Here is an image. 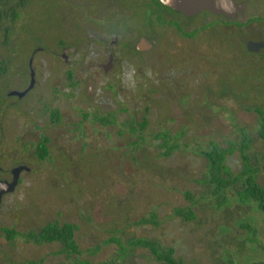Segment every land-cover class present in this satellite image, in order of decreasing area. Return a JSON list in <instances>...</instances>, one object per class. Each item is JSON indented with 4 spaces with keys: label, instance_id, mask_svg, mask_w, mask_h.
I'll return each mask as SVG.
<instances>
[{
    "label": "rangeland",
    "instance_id": "1",
    "mask_svg": "<svg viewBox=\"0 0 264 264\" xmlns=\"http://www.w3.org/2000/svg\"><path fill=\"white\" fill-rule=\"evenodd\" d=\"M18 1L0 0V95L23 87L18 78H29L30 56L38 46L44 50L33 63L34 101L0 105V124L24 137L11 151L26 165L0 212V264H165L136 246L138 240L173 248L176 260L189 264L263 263L264 213L240 201L241 183L215 192L205 152L218 144L238 174L243 161L236 146L245 129L251 166L264 186L256 112L264 110V50L251 53L245 43L252 30L264 40V13L242 15L230 29L220 23L201 50L169 31L161 57H126L118 79L96 81L109 98L102 109L87 99V80L72 87L67 65L53 53L59 41L69 46L83 30L72 23L83 24L79 14L87 3L26 0L18 9ZM14 11L21 17L13 22ZM56 106L63 118L52 125ZM144 120V130L131 129ZM163 132L171 136L167 147L158 137ZM43 135L50 138V154L39 160L34 154ZM48 223L75 224L82 254L69 257L59 243L9 240L1 230L29 232Z\"/></svg>",
    "mask_w": 264,
    "mask_h": 264
},
{
    "label": "flooded vegetation",
    "instance_id": "2",
    "mask_svg": "<svg viewBox=\"0 0 264 264\" xmlns=\"http://www.w3.org/2000/svg\"><path fill=\"white\" fill-rule=\"evenodd\" d=\"M84 1L87 3V6L81 9V13L79 14L85 18L83 24L72 23L74 29L77 27V29H82L83 27V30L79 31L69 46L59 41L56 45L57 49L52 51L56 57L67 65L69 69L68 80L73 84L72 87H76L78 80H87V99L95 107L102 109L108 108V106L104 105V101L109 98L105 89L97 88L96 81L99 79H118L121 73L118 66L121 65L126 57L132 60V58H143L154 52L155 55L157 53L161 57L163 55V48L166 47L165 42H169L165 40L168 37L167 33L169 31L179 39V42L185 45L187 43L190 45L196 44L197 48L199 46L198 49L201 50L200 44H203V41L208 36L207 34H211L213 28H217L220 23L222 27L230 29L235 26L237 21L239 22L238 19L242 15L264 13V0H232L238 6L244 7L237 12L236 18L223 14H215L210 10H201L197 14L188 16L165 4L162 0ZM75 15H78V13L75 12ZM84 24L91 28L90 32H88V28ZM255 31L259 32L258 30H252L247 40L251 33ZM208 41L214 43L216 40L213 41V38L211 40L210 37ZM43 50L44 48L41 46L34 49L29 58V78H24L22 76L26 75L21 74L18 81L23 84V87L10 89L5 94L0 95L1 106H4V108L6 106L13 107L24 100L31 99L34 101L36 96L33 92L36 90L37 79L33 63L36 54ZM262 50L264 49L258 52ZM31 60L34 69V82L32 87L29 88L32 81L30 72ZM156 60H158L157 57ZM11 99H14V103L16 104L11 102ZM4 111L6 112V109ZM55 111L60 113V121L63 118V112L60 107L56 106L52 108L50 113V123L52 125L59 123L52 120V112ZM2 112H0V116ZM103 123L106 124L107 121L104 120ZM9 128V125L3 126V123L0 124V182L11 183L15 175L18 177V180L13 191L2 195L0 212L3 207L4 198L13 193L21 184L22 173L26 169V165L21 163V161L19 162L20 158L12 155L11 151V145L21 142L24 137L20 131L15 135L14 133L17 132L13 133ZM15 131H17V127H15ZM44 136H40L36 143L38 144ZM45 137L49 139L50 143L49 136L46 135ZM36 151L37 148L34 156L38 159ZM4 229L1 227L2 231Z\"/></svg>",
    "mask_w": 264,
    "mask_h": 264
},
{
    "label": "trees",
    "instance_id": "3",
    "mask_svg": "<svg viewBox=\"0 0 264 264\" xmlns=\"http://www.w3.org/2000/svg\"><path fill=\"white\" fill-rule=\"evenodd\" d=\"M26 0H19L17 8L22 9L25 7ZM2 17V16H1ZM21 17L20 12L14 11L12 15V21L18 20ZM256 112L259 115V135L264 139V110L260 107L256 108ZM60 113L55 111L52 112V120L54 122H60ZM107 123L110 120H106ZM147 121L144 120L138 124V128H134L131 125L133 131H142L147 127ZM242 138L237 144L236 149L240 152L243 169L236 175L233 174L232 169L227 165L228 151L219 147L218 144L212 143L209 151L205 152L206 157L210 164V183L214 185L215 192L220 194L224 192L229 187L241 183V189L238 192V197L241 202H254L258 209L264 213V186H262L257 180L258 170L251 166V158L249 155V149L251 147L252 139L245 129L241 130ZM159 140H163L166 144L171 143V136L166 132L158 135ZM36 155L39 160H46L50 154L49 139L43 137L37 144ZM176 148V145H170L166 151L165 155L171 154ZM232 150H235L234 148ZM232 152V151H231ZM183 214L182 211H177ZM188 219H193V214L187 217ZM77 226L72 223H48L45 226L40 227L38 230H32L29 232H18L14 229H4L3 232L9 240L21 239L25 242L40 243H59L62 245V252L69 257L79 256L82 254L81 248L75 239V232ZM122 248L123 253H126L127 248L122 246L119 241H116ZM136 246H143L148 248L158 260L163 261L165 264H189L181 260H176L175 251L173 248L168 250H161L158 244L153 241L148 240H138L135 242ZM28 264H36L30 262ZM77 264H88L85 261L77 262ZM108 264V263H103ZM114 264V263H110ZM229 264H235L230 261ZM256 264H264L256 263Z\"/></svg>",
    "mask_w": 264,
    "mask_h": 264
},
{
    "label": "water",
    "instance_id": "4",
    "mask_svg": "<svg viewBox=\"0 0 264 264\" xmlns=\"http://www.w3.org/2000/svg\"><path fill=\"white\" fill-rule=\"evenodd\" d=\"M167 5L172 6L178 11L183 12L185 15L197 14L201 10H210L215 14H223L236 18V14L239 10H242L243 6H238L232 0H162ZM247 49L250 52H258L264 49V41L258 32H252L246 42ZM31 72V86L33 85L34 69L32 67V60L30 61ZM18 177L15 175L14 180L11 183L0 182V203L3 194L13 191L17 185Z\"/></svg>",
    "mask_w": 264,
    "mask_h": 264
}]
</instances>
